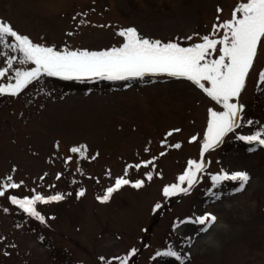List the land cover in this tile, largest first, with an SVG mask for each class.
I'll return each instance as SVG.
<instances>
[{
  "label": "rangeland",
  "instance_id": "1",
  "mask_svg": "<svg viewBox=\"0 0 264 264\" xmlns=\"http://www.w3.org/2000/svg\"><path fill=\"white\" fill-rule=\"evenodd\" d=\"M0 94V264H264V0H0Z\"/></svg>",
  "mask_w": 264,
  "mask_h": 264
},
{
  "label": "trees",
  "instance_id": "2",
  "mask_svg": "<svg viewBox=\"0 0 264 264\" xmlns=\"http://www.w3.org/2000/svg\"><path fill=\"white\" fill-rule=\"evenodd\" d=\"M51 82L53 83L54 87L58 88L59 90H79V89H86V87L89 85L87 82L83 80H74L70 78H65L63 76H57V75H52L49 76ZM130 78L125 77V78H106L105 84L108 87V89H118V88H126L128 87ZM1 95V94H0ZM258 142L257 141H251L249 142L250 147L254 149L257 146ZM234 187L237 185H241L243 187L244 181L242 180H233ZM238 182V184L236 183ZM241 189V188H240Z\"/></svg>",
  "mask_w": 264,
  "mask_h": 264
},
{
  "label": "bare ground",
  "instance_id": "3",
  "mask_svg": "<svg viewBox=\"0 0 264 264\" xmlns=\"http://www.w3.org/2000/svg\"><path fill=\"white\" fill-rule=\"evenodd\" d=\"M187 227H189V226H187ZM184 228H185V226H183V228L181 226L179 228V233L180 234H183V235H190V236H192L193 237L192 238L193 239V243L195 245H205V244H207L213 238L212 236L216 232L219 231L217 221H213L212 223L209 224V226L207 228L202 229L199 232H197V229H195V228H193V232L192 231H189L188 228L186 230H184Z\"/></svg>",
  "mask_w": 264,
  "mask_h": 264
}]
</instances>
